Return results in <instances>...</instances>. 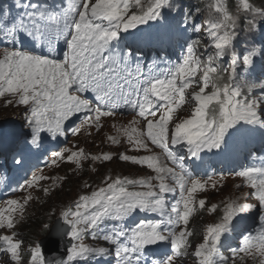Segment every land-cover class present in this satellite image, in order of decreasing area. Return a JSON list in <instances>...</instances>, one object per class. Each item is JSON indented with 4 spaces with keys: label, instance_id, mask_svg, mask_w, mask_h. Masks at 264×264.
Wrapping results in <instances>:
<instances>
[{
    "label": "snow or ice",
    "instance_id": "obj_1",
    "mask_svg": "<svg viewBox=\"0 0 264 264\" xmlns=\"http://www.w3.org/2000/svg\"><path fill=\"white\" fill-rule=\"evenodd\" d=\"M202 15L192 0H0V98L23 108L25 150H39L44 133L75 137L87 128L99 130L102 118L130 112L128 125L117 129L123 139L106 141L124 151L93 155L65 147L52 151L45 166L67 162L80 168L90 159L146 173L85 184L90 192L69 201L51 227L42 225L68 238L61 258H46L41 242L26 245L16 228L33 200L29 190L47 195L52 189L44 181L65 178L33 172L0 200L3 264H178L189 256L194 264H229L222 249L234 233L231 264L249 258L264 264V160L206 178L184 163L195 165L202 154L224 151L234 141L257 135L264 140V80L241 73L255 72V58L264 57V0H237L234 8L232 0H214ZM161 20L170 22L155 39L178 38L180 55L175 61L161 57L166 67L146 65L140 45L153 38L140 26ZM242 40L248 47L241 56L235 46ZM23 162L22 156L14 159L17 166ZM226 175L248 191L228 199L222 215L193 243L190 220L198 211H217L204 197ZM12 193L26 194L17 199ZM249 217L256 226L237 232Z\"/></svg>",
    "mask_w": 264,
    "mask_h": 264
},
{
    "label": "rangeland",
    "instance_id": "obj_2",
    "mask_svg": "<svg viewBox=\"0 0 264 264\" xmlns=\"http://www.w3.org/2000/svg\"><path fill=\"white\" fill-rule=\"evenodd\" d=\"M214 0H208L205 3V7L201 8L203 10V16L208 14V8L213 3ZM237 3V0L235 4ZM233 5V8L235 7ZM248 47L245 42L242 40L239 44L235 46V50L239 55H243V51ZM256 61V70L263 68V60L260 56L255 58ZM241 73L245 79L252 80L251 75L247 70L241 68ZM258 73H260L258 71ZM255 82L258 83L257 80ZM260 82V81H259ZM187 110L182 111L181 115H187ZM24 112L22 106H18L16 104L8 105L4 98H0V122L2 123L3 127L1 129L4 132V128L11 131L13 136L17 139L23 138L24 135ZM99 135L101 138L93 137L91 139H84L82 133L78 136H71L68 143L64 144V148H73L75 150L76 147L83 148L86 152L90 154H99L105 151H119L120 147H116L111 145L110 143L106 142L105 136L102 135L101 128L99 129ZM102 140L107 143V147L105 149L98 148V142ZM120 146V145H119ZM116 147V148H115ZM121 151H124V147H121ZM158 151V150H157ZM95 168L96 171H92ZM44 175L59 178L64 177L63 181L57 179L56 183L53 184L51 179L44 181L43 184L46 187L52 189L47 195L43 192L42 189H35L29 190L32 193L33 200L30 201L26 216L20 226L16 228V231L20 234L22 238L25 239L26 245L28 241H33V234H26L24 233L25 227L32 226L31 228L37 227L38 232L42 229V225L47 223L58 216L59 211L67 206L69 201L76 198L79 193L90 192L91 188H85L84 185L88 184L92 187H96L100 185L101 180L106 175H111L115 177L116 175L121 176H131L132 178H138L140 175H145L143 171L140 169L131 166L130 164L119 162V164H112L109 162H93L90 159L87 161H82V167L77 168V166L73 163L61 162L57 166H47L45 171L43 172ZM241 185V187L237 188L236 185ZM56 185H62L57 187ZM248 191L247 186H244L239 178H234L230 175L225 176L224 181L218 185L215 189L209 186L206 190L205 199L207 200V204L210 206L211 204H217L219 207L217 211L222 212L223 204L230 198L236 197H243V193ZM26 193H20L15 198L22 199L23 195ZM174 195V194H172ZM171 199V195L169 196ZM246 202V201H245ZM212 215L209 213L207 209L198 211L190 220L189 227L193 230L195 227L198 226L197 231V241H193V243H198L202 239L203 230L205 226L209 223H213L214 221L211 220L208 215ZM248 220L250 222H254V218L249 217ZM255 225L252 223L251 226ZM200 227V229H199ZM35 232V231H34ZM232 236V235H231ZM231 236L228 240H231L233 243L236 244L235 237L234 240L231 239ZM33 239V240H32ZM85 242H91L89 239L86 238ZM226 255L225 253H223ZM229 257V264H231V253L226 255ZM24 258L25 261L28 258V253L24 250ZM5 257L3 254H0V264H3ZM259 258L254 262L251 258L245 261V264H258ZM178 264H194V260L192 257H186L181 261H178Z\"/></svg>",
    "mask_w": 264,
    "mask_h": 264
},
{
    "label": "water",
    "instance_id": "obj_3",
    "mask_svg": "<svg viewBox=\"0 0 264 264\" xmlns=\"http://www.w3.org/2000/svg\"><path fill=\"white\" fill-rule=\"evenodd\" d=\"M40 242L46 258H61L68 246L67 237L61 239V237L55 234L53 228L48 230L46 235L40 239Z\"/></svg>",
    "mask_w": 264,
    "mask_h": 264
},
{
    "label": "trees",
    "instance_id": "obj_4",
    "mask_svg": "<svg viewBox=\"0 0 264 264\" xmlns=\"http://www.w3.org/2000/svg\"><path fill=\"white\" fill-rule=\"evenodd\" d=\"M206 1H208V0H192L193 3L198 4L201 8L205 7ZM232 4H234V0H232ZM31 227L32 226H29V228L28 227L27 228L35 231L36 233H38V228L37 227H34V228H31ZM45 232H46V230H43V228H42L38 234L43 235V234H45Z\"/></svg>",
    "mask_w": 264,
    "mask_h": 264
}]
</instances>
